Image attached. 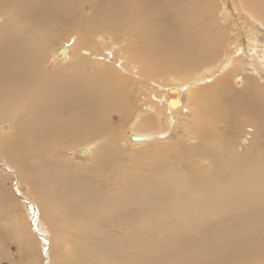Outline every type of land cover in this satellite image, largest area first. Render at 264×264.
<instances>
[{"label": "bare ground", "instance_id": "1", "mask_svg": "<svg viewBox=\"0 0 264 264\" xmlns=\"http://www.w3.org/2000/svg\"><path fill=\"white\" fill-rule=\"evenodd\" d=\"M235 2L0 0V164L26 186L0 197L27 200L37 236L3 205L0 259L12 235L28 254L39 240L32 264H217L263 248L264 31L247 22L238 43L227 27L236 11L264 28V0ZM128 121L138 161H123Z\"/></svg>", "mask_w": 264, "mask_h": 264}, {"label": "rangeland", "instance_id": "2", "mask_svg": "<svg viewBox=\"0 0 264 264\" xmlns=\"http://www.w3.org/2000/svg\"><path fill=\"white\" fill-rule=\"evenodd\" d=\"M222 1H227L229 3V8L234 7V4L236 6H238L236 4L235 0H217V3L221 6ZM219 5H217L216 7L218 8ZM237 19H239V21H237ZM247 22H249V24L251 25V29L253 27H255L257 29V27H258L259 29L264 31V28L255 24L251 19H249V17L247 15L233 11L232 16H231V25L227 27L228 29H230V32H229L230 40L233 41L234 37H236V36L238 37V39H237L238 43H241L242 40H246L245 36L249 33V29L246 28ZM236 26H239V29H237ZM234 34H235V36H234ZM98 46H100V45H98ZM230 49L233 50V48H230ZM105 63H107V65H104L103 67L106 68V70L112 72L113 67L111 66V64H108V62H105ZM176 79L179 80V78H176ZM166 81H167L166 78H162L163 83H166ZM202 86H205V88H206L207 85H202ZM205 88H201L200 91L206 92V90H204ZM143 109H145L144 106H142V110ZM129 126H130V121H128L124 125V127L118 132L120 148H123L126 151V153L123 156V161H129V160L138 161V160L145 158L146 157L145 154H143L142 156L141 155H135V153L140 148L128 144L125 141L126 139L124 137H122V135L125 136L126 130H128L130 128ZM129 131H130V129H129ZM76 148L77 147L75 146L72 148V150H70V152L68 153V157H70L73 161L84 162V164H86V165L90 164L89 160H85V158L81 157V155L78 154V151ZM7 161H9V159H7ZM0 162H1V159H0ZM25 162H26V165L32 164L29 161H25ZM0 168H1L0 169V195L3 194L4 192H7L10 195H13V193H14V195L16 194L15 196H18V197L19 196H22V197L26 196L22 193H19V191L16 190V186H18V188L20 189L21 192H25L26 186L22 183L19 184L16 182L15 175L7 172L8 167H5L4 165L0 164ZM3 171L6 173H4ZM34 171H38V170L36 169ZM12 191H13V193H12ZM11 197L12 196H10V197L7 196L6 198L0 197V199H4V201H5V203L0 202V209H3V205L8 206V207L12 206L13 209H15V212H14V214L11 215V219H14L15 221L20 219L21 225L23 226V230L25 232V233H23V232L22 233L23 234H26V233L29 234L30 233V237L29 236H25V237H26V239L29 238L32 241H34L37 236L34 233V229H32V226H30L28 224L29 216L27 214V209H26L27 200L24 202H21L22 200L15 202L14 200L11 199ZM28 208L31 209L32 206H30ZM30 211H32V209ZM7 240H8V242H6L3 246V249L5 247V249H4L5 257L0 259V264H32V263H34V260H36V257H35L36 252H37V259H38V261L41 262V260H40L41 247H40L39 240H38L37 244L33 243L32 248H33V250H35V252L33 253V251L30 250L29 254L24 252V249L22 246L23 240L20 241L19 238L18 237L15 238L14 235H12L11 237H7ZM40 262H38V263H40ZM216 263L217 264H264V246H263V248H261L257 251L255 249H251V250L245 251L244 253L242 252V254H239L236 258H232L231 260L226 258L225 260H221L220 262H216Z\"/></svg>", "mask_w": 264, "mask_h": 264}]
</instances>
